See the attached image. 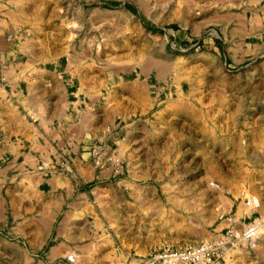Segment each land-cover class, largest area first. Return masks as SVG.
Segmentation results:
<instances>
[{
    "label": "rangeland",
    "instance_id": "1",
    "mask_svg": "<svg viewBox=\"0 0 264 264\" xmlns=\"http://www.w3.org/2000/svg\"><path fill=\"white\" fill-rule=\"evenodd\" d=\"M197 1L0 0V61H61L67 76L81 77L82 90L96 91L97 119L88 113L86 125L98 142L89 151L122 180L110 195L91 193L96 203L83 220L101 225V207L111 233L79 243V250L68 247L74 264H143L165 244L202 242L220 245L204 264H264V225L250 244L226 228L242 191L260 196L264 175V161L235 158L253 153L248 135L264 129V53L249 47L255 39H243L241 28L242 20L264 24L253 18L264 0ZM26 68L6 74L29 79ZM36 79L34 99L44 111ZM74 121L77 115L68 113L66 124ZM146 132L157 146L151 155H130L127 164L118 141ZM257 218L263 210L249 220ZM245 227L238 223L234 232ZM51 244L35 250L2 231L0 264H57L46 257Z\"/></svg>",
    "mask_w": 264,
    "mask_h": 264
},
{
    "label": "crops",
    "instance_id": "2",
    "mask_svg": "<svg viewBox=\"0 0 264 264\" xmlns=\"http://www.w3.org/2000/svg\"><path fill=\"white\" fill-rule=\"evenodd\" d=\"M258 17L264 18V10L258 9L254 13L253 18ZM241 24L245 30L243 39H255L254 44L248 43L249 47L264 53L263 21L258 24L256 20L249 19L242 20ZM220 42V39L213 41L219 50ZM224 61L229 66L239 64L230 59ZM60 62L0 61V233L7 230L17 239L25 238L35 250H41L52 242L46 255L48 261L73 264L66 259L68 247L79 250L77 247L84 246V241L111 233L105 221L106 212L101 207H98L101 225L83 220L91 216L96 203L91 193L100 189L110 195L122 180L113 175L110 162L99 167L89 151V145L98 142L88 138L91 133L86 125L88 113L97 119L96 108L99 105L96 91L82 90L81 77H68ZM50 64L51 67L47 68ZM25 66L31 67L25 69V77L29 79L23 77L16 80L13 74H6L13 68L15 72H22ZM35 78L38 80L37 102L40 100L45 104L44 111L35 103ZM18 107L25 110L24 115ZM43 113L46 116L40 117ZM68 113L77 115V121L66 124ZM248 137L250 142L247 145L254 149L253 153L235 158L263 162L264 129H259L256 136L251 133ZM120 139L116 150L127 164L130 155H151L152 146H157L155 139L151 142L149 132L138 140L128 139L127 136ZM104 145L109 147L106 143ZM156 153L168 154L163 150ZM259 177H262V185L257 194L262 199V208L258 213L262 215L264 175ZM242 193L243 197L250 195L247 190ZM237 210L233 215L239 222L254 215V212L245 209L242 201ZM110 218L113 219L112 215ZM257 223L264 225V218Z\"/></svg>",
    "mask_w": 264,
    "mask_h": 264
},
{
    "label": "built area",
    "instance_id": "3",
    "mask_svg": "<svg viewBox=\"0 0 264 264\" xmlns=\"http://www.w3.org/2000/svg\"><path fill=\"white\" fill-rule=\"evenodd\" d=\"M245 209L251 213H257L262 205V199L258 195H244L242 199ZM249 220L248 217L242 218L240 222L246 224L245 227L238 233L234 232L235 226L240 223L233 219V215L227 219L229 225L228 229L229 236H232L234 240H244L247 244L253 243L258 235L257 222L259 218ZM217 243L202 242V243H186L183 245L165 244L159 249H154L147 256L141 259L143 264H201V263H212L216 257L218 247ZM66 259L70 263H77V255L75 252L69 253Z\"/></svg>",
    "mask_w": 264,
    "mask_h": 264
},
{
    "label": "trees",
    "instance_id": "4",
    "mask_svg": "<svg viewBox=\"0 0 264 264\" xmlns=\"http://www.w3.org/2000/svg\"><path fill=\"white\" fill-rule=\"evenodd\" d=\"M106 5L109 6L108 4H106ZM116 5H117V3H111V6H112V7H113V6H116ZM125 6H126L128 9L135 11V9H134V7H133L132 5H130V4H126ZM171 27H172L174 30H177V29H178V26H177L176 24L171 25ZM149 28H150L151 30L155 31V32H162V31H163V29H161L160 27L154 26V25H149Z\"/></svg>",
    "mask_w": 264,
    "mask_h": 264
},
{
    "label": "bare ground",
    "instance_id": "5",
    "mask_svg": "<svg viewBox=\"0 0 264 264\" xmlns=\"http://www.w3.org/2000/svg\"><path fill=\"white\" fill-rule=\"evenodd\" d=\"M196 1H197V0H196ZM199 1H200V0H199ZM199 1H197V2L199 3V5H201L200 3H201L202 1H201V2H199ZM203 1L205 2V0H203ZM187 2H188V1H187ZM202 3H203V2H202ZM209 5H210V4H209ZM204 6H205V4H204ZM28 58H29V57H28ZM28 64H29V63H28ZM29 67H30V66H29ZM7 73H8V72H7ZM22 129H23V128H22ZM224 201H225V200H224ZM233 219H234L235 221H237L235 215H233ZM237 222H238V221H237ZM246 227H248V226L246 225ZM257 227H258V235H259V234H261V233H259V231H260L261 229L259 230L260 225H259L258 223H257ZM259 236H260V235H259ZM259 236H258V237H259ZM258 237H257V238H258ZM257 238H256V239H257ZM216 245H217V244H216ZM219 246H220V245H219ZM92 248H93V247H92ZM89 250H90V249H89ZM203 264H204V262H203Z\"/></svg>",
    "mask_w": 264,
    "mask_h": 264
},
{
    "label": "water",
    "instance_id": "6",
    "mask_svg": "<svg viewBox=\"0 0 264 264\" xmlns=\"http://www.w3.org/2000/svg\"><path fill=\"white\" fill-rule=\"evenodd\" d=\"M109 6H111V4H108Z\"/></svg>",
    "mask_w": 264,
    "mask_h": 264
}]
</instances>
